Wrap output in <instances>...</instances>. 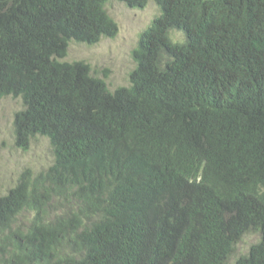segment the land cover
<instances>
[{
    "label": "trees",
    "instance_id": "obj_1",
    "mask_svg": "<svg viewBox=\"0 0 264 264\" xmlns=\"http://www.w3.org/2000/svg\"><path fill=\"white\" fill-rule=\"evenodd\" d=\"M111 1L149 2L0 0L15 145L54 156L0 197V264H264V0H153L114 91L63 60L117 36Z\"/></svg>",
    "mask_w": 264,
    "mask_h": 264
},
{
    "label": "rangeland",
    "instance_id": "obj_2",
    "mask_svg": "<svg viewBox=\"0 0 264 264\" xmlns=\"http://www.w3.org/2000/svg\"><path fill=\"white\" fill-rule=\"evenodd\" d=\"M109 15L117 22L119 32L113 39L103 38L96 45L69 44L67 62L83 61L91 67L92 74L105 78L111 91L130 85V74L136 64L132 51L137 47L140 34L159 15L153 0L145 9H129L123 3L111 1L106 5ZM171 37L183 40L181 32H171ZM24 108L20 98L5 96L0 100V197L13 188L26 171L33 175L48 168L54 161L51 146L45 138L32 141L27 150L16 147L14 118ZM259 240L252 234L236 245V256L246 253Z\"/></svg>",
    "mask_w": 264,
    "mask_h": 264
},
{
    "label": "clouds",
    "instance_id": "obj_3",
    "mask_svg": "<svg viewBox=\"0 0 264 264\" xmlns=\"http://www.w3.org/2000/svg\"><path fill=\"white\" fill-rule=\"evenodd\" d=\"M119 88H122V87H119ZM118 89V88H117ZM24 106V105H23ZM23 110V109H22ZM16 116V115H15ZM15 119V118H14ZM13 127H14V123H13Z\"/></svg>",
    "mask_w": 264,
    "mask_h": 264
}]
</instances>
